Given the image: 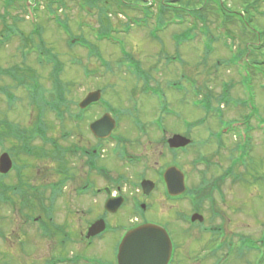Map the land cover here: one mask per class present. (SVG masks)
Segmentation results:
<instances>
[{"label": "rangeland", "instance_id": "obj_1", "mask_svg": "<svg viewBox=\"0 0 264 264\" xmlns=\"http://www.w3.org/2000/svg\"><path fill=\"white\" fill-rule=\"evenodd\" d=\"M110 1L0 0V140L4 141L0 143V156L10 153L19 162V151H15L19 145L10 143L16 127L26 134L35 127H40L43 133L46 127L47 140L55 139L69 153L73 145L70 133L75 130L71 114L77 112L75 102L83 100L88 92L104 90L103 97L117 112L128 113L140 101L149 104V111L144 110L143 117L138 119L129 114L121 118L120 134L135 141L139 138L136 121H142L151 134L142 136V145L145 149L150 143L154 146L160 164L162 146L158 142L162 141V145L164 137L177 133L192 141L178 155H168L164 164L180 167L189 180L187 186L196 192V199H192L191 205L180 202L170 207L162 198H156L154 211L169 213L167 219L172 220L181 209L189 212L201 209L211 219L214 214L221 215L214 224L229 225L224 232L235 241L261 238L264 0ZM26 3L33 9L27 8ZM38 28L35 35L34 29ZM141 67L143 71L127 70ZM87 70L96 71L90 74ZM87 73L96 76L88 77ZM148 82L155 97L143 93ZM57 83L59 86H54ZM2 89L20 101L9 107ZM60 94L67 103L58 108L55 103ZM60 109L64 112L62 118L58 117ZM98 113L96 109L95 115ZM87 117L84 123H88ZM157 120L167 134L162 131L161 135L155 125ZM84 127L81 125L75 134L88 139ZM32 145L43 149L40 138ZM131 146L128 145L129 149ZM44 148L50 149L51 145ZM20 155H24L21 150ZM37 157L33 165L35 173L40 172L39 180L35 182L31 177L29 181L31 189L36 188L39 193L42 187L60 178L53 158ZM110 159L111 166H120L128 177L134 175L117 158ZM72 163L69 156L61 166L68 171ZM235 167L236 171L231 172ZM4 182L7 184L8 180ZM63 182L62 186L67 188L61 196V212L56 214L55 222L64 228L75 224L72 210L85 205L78 199H70L72 185L65 184L68 179ZM18 198L9 191L0 194V264H43L46 259L58 256L60 250L62 255L69 256L75 252L62 235L45 239L40 237L36 223L31 227L25 224L24 209H30L28 217L37 218L40 201L37 197L29 199L20 210ZM16 202L15 210L11 206ZM148 217L163 221L160 215ZM123 218L126 225L130 224L132 217L129 219L127 213L110 219V223L118 220L123 224ZM185 238L180 241L183 256L175 264H195L198 258L195 251L203 253L202 247L216 240L198 229L188 232ZM120 239L121 235H104L103 250L98 257L109 260Z\"/></svg>", "mask_w": 264, "mask_h": 264}, {"label": "flooded vegetation", "instance_id": "obj_2", "mask_svg": "<svg viewBox=\"0 0 264 264\" xmlns=\"http://www.w3.org/2000/svg\"><path fill=\"white\" fill-rule=\"evenodd\" d=\"M127 70L133 72L143 71L142 67L140 70ZM90 71L94 72L96 70ZM90 71L87 70V72L91 74ZM88 73V77L93 76ZM95 76L96 75L93 77ZM151 82L144 85L143 93H149V96L155 97L156 95H153V91H150L151 87L149 84ZM2 91L3 94L7 96L9 107H11L13 103L20 101L19 97L11 96L9 91L5 92V89H2ZM103 91L101 89L96 90V92L100 94V101L91 104L85 109H82L80 104L81 102L83 103V100H85L92 91L88 92L83 100L75 102L77 112L71 114L75 130L72 131V134L70 133L73 145L69 147V153L62 150L55 139H52V141L51 139L47 140L45 135L48 129H44L42 133L40 128L35 127L31 129L30 134L22 132V129L20 130L17 127L16 131L13 130L14 128L11 129L15 135L11 136L10 143L15 142L19 145V149L14 148L15 151H19V162L15 161L10 153H7L13 163V167L8 174H0V192L4 193L9 191L11 194L14 193L15 196L18 195V199L21 200L20 210H23L24 206H27V201L29 199H36L35 197H37L40 201L38 216L37 218L28 217L30 215V209L26 207L24 209L26 210L25 216L27 218V220H24L25 224L30 227L34 226L35 224H31L30 221V218L33 219L38 225L37 229L39 230L40 237L46 239L54 237V235L56 237L58 234L62 235L63 241L71 243L72 249L75 251L69 256L62 255V251L60 250V252L56 253L58 256L55 255L46 259L43 264H120V246L126 234L147 224L162 227L167 231L166 233H168L173 246L171 259L168 264H175L178 258H180V255L182 254L181 256H183V248L180 243L182 240L181 238L187 237V233L192 232L193 229H198L204 235L209 234L216 237V240H214L212 244L209 243L207 244L208 246L202 247L203 253L201 251V253L195 251V255L198 256L197 260L195 259L194 261L195 264H241V261L242 264H264V225L261 238L244 237L237 239L238 237L235 236L237 239L235 241L233 237L232 239L229 238L228 234L224 232L227 231L226 229L229 225L219 226L214 224L216 221L215 219L221 218L220 214V217L214 214L213 219H211V215H209L208 218V213L206 215L201 209L194 208V210L192 209L190 212L181 209V211H176V216H173L172 220H168L167 217L169 213L167 214L159 209L154 211L155 205H157V203L154 202L157 200L156 198H162V202L169 204L170 207L180 202H186L191 205V202L193 203L192 199H196V192L193 191L194 189L187 186L189 180H187L183 171L186 190L179 196L175 197L169 194L164 179V175L169 169L177 167L173 164H164L166 163L164 162L165 159L168 158V155H178L179 151H184V149L175 150L169 145V139L177 135V133L170 137H164L162 145V141H157L159 145L162 146V151L160 153V159L162 160L160 161L163 163L160 164L157 161V154L154 146L150 143L148 148L145 149L144 144L142 145L141 139L151 135L150 130L148 131L145 129L142 121H136L139 127V130H137L139 134L137 131L136 133L139 135V138L136 137L137 139L135 141L119 133L122 125V123H120L121 118L124 119V116L128 114L130 117L133 116L134 119L141 118L144 115V110L149 111V104L146 106V103H140V101H138V103L133 104V107L131 110L129 109L130 111H128V113L125 111L117 112L106 102L102 95ZM133 98L135 99V97ZM96 109L100 111L97 115H95ZM161 113L162 115L166 114L170 116L168 112ZM107 114L111 115L114 122H116V127L109 138L102 139L94 133L93 127L95 122ZM86 116L89 118L88 123H84V120L86 121ZM82 122L84 124H82ZM81 125H85V134L88 136V139L82 138L81 134H75ZM155 125L159 126L158 128L161 135H163L162 131H164V134H167L161 121H155ZM21 132L23 133L22 135ZM141 132L144 134L140 136ZM222 132L225 133V130H222ZM37 138L38 140L40 138V141L43 142V149H38L32 145ZM136 141L137 144L135 145ZM131 144L133 149H131V147L129 149L128 147V145ZM44 145H51V148H44ZM20 150L21 153H24L23 156L20 155ZM15 151H13L12 154H14ZM37 156L53 158L57 166L56 174L60 178L51 185L42 187L39 193H37L38 191L36 188L31 189L29 181L31 177L34 178L35 182L39 180L40 172L37 171L35 173V167L33 165L34 160L38 158ZM69 156L74 165H72L73 167L71 166V168H67L68 171L63 170L61 162ZM112 157L117 158L120 164L127 165L130 172L134 173V175L128 177L121 172L122 169L120 166H111L109 161ZM153 157L156 158L154 160V166L152 163ZM80 163L82 165H80ZM30 169L33 171L31 175H27ZM235 171L236 167L231 169V172ZM62 179H68V182H65V184L72 185V197L70 196V199H74L75 201L78 199L85 205V208L81 206L72 210L73 214L71 215H76L74 219L75 224L65 225L64 228L57 225L55 222L57 218L56 214L61 212V196L64 193V189L67 188L66 185L62 186L64 183ZM5 180H8L7 184H5ZM14 181L16 182L15 185ZM145 182H149L150 185H145ZM101 183L102 186H100ZM94 200H96V202ZM125 213H127L129 219L132 217L131 220H129L130 224L126 225L124 218L123 224H121V222L119 223L118 220L110 223V219L116 218L119 214L125 215ZM149 214H153L154 217L160 215L163 221H154V219L148 217ZM196 215L199 217L193 220ZM88 216L90 219L88 218V220L84 222V219ZM26 218L24 217L23 219ZM80 221L83 223L79 224ZM98 222H104V232L100 235L89 236L90 229ZM110 233L117 234V236L121 235V239L116 244L112 257H110L109 260H103V258L98 257V254H101L103 250L101 246L104 235H110ZM62 236H60V238H62ZM177 236L180 238H177ZM55 238H51L50 240ZM57 240L60 241L59 239ZM183 241L184 240H182V242ZM238 261H240V263H237Z\"/></svg>", "mask_w": 264, "mask_h": 264}, {"label": "water", "instance_id": "obj_3", "mask_svg": "<svg viewBox=\"0 0 264 264\" xmlns=\"http://www.w3.org/2000/svg\"><path fill=\"white\" fill-rule=\"evenodd\" d=\"M98 94H91L82 104V107L98 100ZM114 125L109 117H104L94 125V133L98 137H107L111 134ZM169 144L173 148H183L191 141L182 136H174ZM11 168V161L7 154L0 158V172L7 173ZM165 181L171 195H180L185 191L184 176L177 168H171L165 174ZM145 185H150L148 182ZM199 216H195V220ZM104 230L103 222L95 224L89 231V236L100 234ZM172 252L169 236L162 228L147 225L129 233L120 246V264H168Z\"/></svg>", "mask_w": 264, "mask_h": 264}, {"label": "trees", "instance_id": "obj_4", "mask_svg": "<svg viewBox=\"0 0 264 264\" xmlns=\"http://www.w3.org/2000/svg\"><path fill=\"white\" fill-rule=\"evenodd\" d=\"M84 1H85V0H84ZM91 1H92V3H95L96 1H99V0H91ZM111 1H112V0H111ZM111 1H110V3H112ZM113 1H114V0H113ZM119 1H120V0H115L116 3H119ZM122 2H123V1H122ZM164 13H165V12H163V14H164ZM38 32H39V28L37 29V33H38ZM39 36H40V35H39ZM60 96H61V100L64 102L63 94H60ZM223 100H224V98H223Z\"/></svg>", "mask_w": 264, "mask_h": 264}]
</instances>
